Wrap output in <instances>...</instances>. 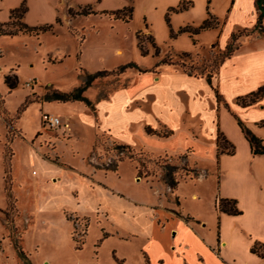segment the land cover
<instances>
[{
	"label": "rangeland",
	"instance_id": "obj_1",
	"mask_svg": "<svg viewBox=\"0 0 264 264\" xmlns=\"http://www.w3.org/2000/svg\"><path fill=\"white\" fill-rule=\"evenodd\" d=\"M23 1V21L51 27L38 35L0 34V264H148L143 252L169 242L190 252L195 244L189 232L182 223L166 221L163 207L199 215L208 237L216 235L219 220L211 207L219 190L216 160L201 157L198 147L209 143L212 125L196 126L198 117H192L201 143L178 133L157 135L146 144L147 126L143 131L139 116L152 123L156 116H168L162 100L136 102L143 90L160 92L174 104L204 100L206 107L214 106L200 82L185 83L181 64L197 73L219 61L225 48L219 39H229L239 24L229 13L234 0H184L188 7L177 11L171 9L183 0H0V22H8L10 11ZM127 6L132 7L127 21L108 13ZM213 19L218 21L213 28L177 33ZM254 34L243 32L234 46ZM124 65L122 73L97 77L85 88L91 104L44 97ZM153 72L163 81L154 84ZM7 74L18 76L15 88L5 83ZM181 82L188 99L176 91ZM46 114L59 116L62 125L43 128ZM123 142L130 148L118 147ZM142 142L152 152L140 147ZM170 145H194L205 178L197 179L187 152L158 153ZM241 150L239 145L240 156ZM167 163L177 166L180 183L174 192L163 180ZM173 224L176 236L167 231ZM166 258L167 264H181L169 253Z\"/></svg>",
	"mask_w": 264,
	"mask_h": 264
},
{
	"label": "crops",
	"instance_id": "obj_2",
	"mask_svg": "<svg viewBox=\"0 0 264 264\" xmlns=\"http://www.w3.org/2000/svg\"><path fill=\"white\" fill-rule=\"evenodd\" d=\"M232 11L235 13L236 22L239 23L236 30L254 27L257 22L258 12L255 0H234L229 13ZM224 23L225 21H223L221 31ZM227 41L228 39L224 41L219 39L221 46H225ZM183 73L186 77L185 83L187 81L200 82L202 94H206V96L213 99L214 106L206 107L204 100H199L198 103L187 101L184 105L174 104L168 96L161 99L162 93L160 92L155 95L142 90L138 96L139 101L136 103L140 105L146 97L155 99L157 102L162 100L166 111L165 116H168V118L163 119V117L156 116V121L152 123L139 116V123L143 126V131L145 126L153 128L162 126L167 130H172V134L168 138H173L176 134L181 133L184 139L191 138L194 141H199V143H201L200 137L202 136L194 129L192 117H198L195 120L196 126H203L206 122L212 125L208 136L209 143L203 142L204 144H199L198 147L201 150V157L216 160L219 190L214 196L211 207H213L215 218L217 217L219 220V229L216 235L208 237L204 219L199 215L182 212L172 207H168V209L163 207L166 212L160 211V213H163L164 219L166 221L171 220L175 224L182 223V226L189 232L195 247L187 252L185 249L172 246L170 242L166 243L165 246L157 243L153 251H149L148 254L143 253L148 260V264H167L166 255L168 253L181 264H264V257L251 251V247L255 242L264 244V154L251 153L249 142L232 114L235 113L256 136L262 139L264 144V125L260 124V121L264 120V97L245 106L237 102L238 97L254 92L264 85V30L257 31V34L244 39L230 56L225 58L219 65L212 76L211 83L208 82L205 76L197 77L184 71ZM151 80L154 84L162 82V74L153 72ZM179 87L176 91L188 99L187 85L181 82ZM213 87L229 104L230 111L224 104L216 103ZM193 97H197L196 91ZM217 121L220 130L227 139L236 143L237 147L234 154H218L216 143ZM156 137L159 136L148 134L146 130L143 132V142L146 144ZM143 142L139 146L152 152V147L143 144ZM239 145L242 146L241 156L239 155ZM194 148L195 146L191 145L185 149H175L170 145L168 148L163 146L158 153L177 154L187 152L186 156L189 164L200 174L197 179L203 180L205 178L203 172L205 171L202 166L196 165L198 158L195 157L197 150ZM193 157H195V164H191ZM229 162L231 166H228ZM53 178L57 177L51 175V179ZM192 195L197 196L196 193ZM175 197H177V199L175 198L176 202L179 203L178 196ZM217 197L235 198L242 213L230 215L218 212L215 208ZM175 224L168 228V234L172 233L173 236H176L179 233V229ZM164 226L163 222L159 228H164ZM172 230L176 232H172Z\"/></svg>",
	"mask_w": 264,
	"mask_h": 264
},
{
	"label": "trees",
	"instance_id": "obj_3",
	"mask_svg": "<svg viewBox=\"0 0 264 264\" xmlns=\"http://www.w3.org/2000/svg\"><path fill=\"white\" fill-rule=\"evenodd\" d=\"M188 3L189 2L186 3L183 0L176 8H172L171 10L177 11V10L187 8ZM255 3H256L258 15H257V22L254 25V27L251 30H247V28H244L241 31L237 30L233 32L225 45L221 58L219 59L218 62H216L211 67L210 70L206 72L200 71L197 73H192L191 71L185 68L184 64H181L183 71L190 75L197 76V77L205 76L208 82L211 83L212 76L214 72L217 70V68L219 67V65L225 60V58L230 56V54L237 47V46H234V43L238 39L239 35H241L243 32H246V34H250L253 31L261 32L262 30H264V26H263L264 0H255ZM26 12H27V6L24 5V1H23L19 7H16L10 11V16H9L10 20L8 22H5V23L0 22V34L1 35L2 34L3 35H7V34L14 35V34L22 33V34H28V35H38L40 32H45L50 29L51 27L50 25H40V26L29 25L28 23L23 21L22 18ZM88 12L89 11H82L81 13L87 14ZM108 13L113 15L115 18H119V19L127 21L131 18L132 7L127 6L122 9L112 10ZM217 25H218V21L216 19L205 20L198 27L185 26V27L180 28L177 31V33H181L184 31H190L194 34H197L201 32L202 30L213 28L214 26H217ZM148 37L150 38V40H153L151 39L152 37L150 35ZM184 54L187 55V53L185 52ZM126 67L127 66L124 65L112 71H106V70L97 71L95 73L89 74L84 84L78 87H75L71 91L64 92L58 89H54L50 92L48 91L44 97L45 99H48V100L56 99V100H62V101L82 99L88 102V104H91V101L83 95V91L85 90V88L88 87V85H90L95 78L101 77V76H104L110 73L120 74L125 70ZM4 79H5V83L10 89L15 88L18 85V76L16 74H7L5 75ZM213 88L216 94V100L218 104L219 103L224 104L225 107L230 111L229 104L224 100L223 96L218 92V90L215 87ZM263 97H264V85L260 86L254 92H251L245 96L238 97L237 102L245 106V105H249V104H252L258 101ZM22 106L18 108V112H22L24 110V107H26L25 104ZM232 114L237 120V123L243 135L249 142L251 153L252 154H264V144L262 143V139L256 136L250 130V128H248L244 124V122L235 113H232ZM260 124L264 125V120L260 121ZM145 129L148 134L167 136L172 133V130H167L166 132L162 133L160 131L153 129L150 126H147ZM216 143H217L218 154H221V153L234 154L235 153V150H236L235 145L227 139V137L224 135V133L220 129H218L217 131ZM118 147L130 148L128 144H119ZM107 169L116 170L117 168L114 167V168H107ZM176 171H177V166L174 164L167 163L164 166L163 180L172 191L177 188L178 183H179V180L175 177ZM215 208L218 212H224L230 215H238L242 213V211L238 208L237 200L235 198L217 197L215 201ZM251 251L258 254L261 257H264V244L260 242H255L251 247ZM146 261L148 263L147 259Z\"/></svg>",
	"mask_w": 264,
	"mask_h": 264
},
{
	"label": "built area",
	"instance_id": "obj_4",
	"mask_svg": "<svg viewBox=\"0 0 264 264\" xmlns=\"http://www.w3.org/2000/svg\"><path fill=\"white\" fill-rule=\"evenodd\" d=\"M41 123L43 128H49V129H55L57 127H59L62 122H61V118L57 115H43L42 119H41Z\"/></svg>",
	"mask_w": 264,
	"mask_h": 264
},
{
	"label": "bare ground",
	"instance_id": "obj_5",
	"mask_svg": "<svg viewBox=\"0 0 264 264\" xmlns=\"http://www.w3.org/2000/svg\"><path fill=\"white\" fill-rule=\"evenodd\" d=\"M53 181L56 182L57 181V178H53Z\"/></svg>",
	"mask_w": 264,
	"mask_h": 264
}]
</instances>
